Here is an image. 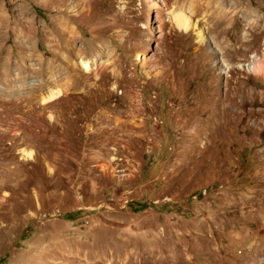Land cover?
I'll return each instance as SVG.
<instances>
[{
  "label": "rangeland",
  "instance_id": "obj_1",
  "mask_svg": "<svg viewBox=\"0 0 264 264\" xmlns=\"http://www.w3.org/2000/svg\"><path fill=\"white\" fill-rule=\"evenodd\" d=\"M0 264H264V0H0Z\"/></svg>",
  "mask_w": 264,
  "mask_h": 264
},
{
  "label": "bare ground",
  "instance_id": "obj_2",
  "mask_svg": "<svg viewBox=\"0 0 264 264\" xmlns=\"http://www.w3.org/2000/svg\"><path fill=\"white\" fill-rule=\"evenodd\" d=\"M233 9H235V8H233ZM232 11H233V10H232ZM223 12H224V11H223ZM227 12H228V11H227ZM235 12H236V11H235ZM226 15H228V13H227ZM223 16H224V15H223ZM232 16H234V15L232 14ZM232 16H231V17H232ZM224 17L226 18V16H224ZM229 17H230V16H229ZM220 18H221V17H220ZM222 19L224 20V18H222ZM229 19H230V18H229ZM219 21L221 22V20H219ZM226 21H229V20H227V18H226ZM230 23H231V22H230ZM230 23H229V24H230ZM231 24H232V23H231ZM228 28H229V27H228ZM227 31H228V30H227Z\"/></svg>",
  "mask_w": 264,
  "mask_h": 264
}]
</instances>
